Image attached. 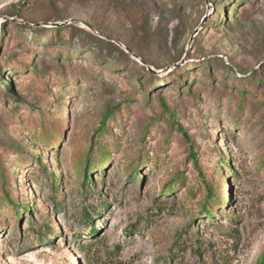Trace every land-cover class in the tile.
I'll list each match as a JSON object with an SVG mask.
<instances>
[{
	"label": "rangeland",
	"instance_id": "1",
	"mask_svg": "<svg viewBox=\"0 0 264 264\" xmlns=\"http://www.w3.org/2000/svg\"><path fill=\"white\" fill-rule=\"evenodd\" d=\"M263 260L264 0H0V264Z\"/></svg>",
	"mask_w": 264,
	"mask_h": 264
},
{
	"label": "trees",
	"instance_id": "2",
	"mask_svg": "<svg viewBox=\"0 0 264 264\" xmlns=\"http://www.w3.org/2000/svg\"><path fill=\"white\" fill-rule=\"evenodd\" d=\"M92 217V214H90V213H87V219H89V218H91ZM92 222H95V218L93 219L92 218V220H91ZM94 228V227H93ZM260 264H264V260H263V262H261Z\"/></svg>",
	"mask_w": 264,
	"mask_h": 264
},
{
	"label": "water",
	"instance_id": "3",
	"mask_svg": "<svg viewBox=\"0 0 264 264\" xmlns=\"http://www.w3.org/2000/svg\"><path fill=\"white\" fill-rule=\"evenodd\" d=\"M70 21H72V22H76V21H78L77 19H71Z\"/></svg>",
	"mask_w": 264,
	"mask_h": 264
}]
</instances>
